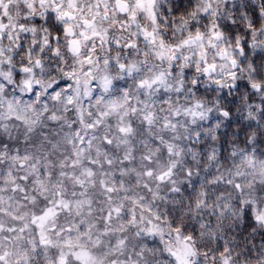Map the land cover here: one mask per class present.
<instances>
[{"label": "snow or ice", "instance_id": "obj_1", "mask_svg": "<svg viewBox=\"0 0 264 264\" xmlns=\"http://www.w3.org/2000/svg\"><path fill=\"white\" fill-rule=\"evenodd\" d=\"M22 2L31 16L20 20L9 12L6 0H0V40L18 41L15 49H0V161L5 162L0 164V264H137L132 256L124 261L107 260L117 250L124 254L128 242L116 234L130 228H137L136 234L145 239L151 236L163 242L169 264H198L193 259L197 248L187 226H173L174 236H166L163 218L149 208L146 219L143 196L132 192L126 183L133 174L137 183L142 175H152L151 154L144 156L148 165L143 173L132 167L131 148L118 159L109 155L114 134L124 144L136 135L137 114L149 126L156 116L147 100L134 99L127 90V77L135 76L136 65L119 63L125 78L114 82L107 73L100 74L101 63L107 67L111 60L99 55L98 49L119 47L131 52L136 47L131 39L123 44L111 40L110 23L118 25L121 32L136 27L142 39L155 43V32L135 22L138 16L158 22L156 0ZM191 3L188 0L189 6ZM29 34L32 47L26 49L22 36ZM218 36L212 31L210 39ZM195 39L203 37L197 33ZM160 54L168 61L176 59L174 53ZM64 55L72 58L68 66H64ZM201 63L205 75L214 72L215 65L209 64L206 56ZM164 84L162 73L139 82L148 95L152 89L163 93ZM244 86L264 91L255 82ZM113 89L115 98L106 95ZM89 101L102 107L93 111L94 104ZM65 114L73 119L67 120ZM164 126L168 128L167 121ZM158 142L169 153L175 148L163 137ZM168 174L161 172L159 179L165 180ZM97 186L101 200L90 194ZM143 187L151 191L147 182ZM234 188L239 191L240 183ZM243 203V214L252 226L264 225V201ZM220 247L222 264H231L229 248ZM98 249L106 251L100 255Z\"/></svg>", "mask_w": 264, "mask_h": 264}, {"label": "clouds", "instance_id": "obj_2", "mask_svg": "<svg viewBox=\"0 0 264 264\" xmlns=\"http://www.w3.org/2000/svg\"><path fill=\"white\" fill-rule=\"evenodd\" d=\"M6 2L14 17L23 20L25 15L31 16L22 0ZM155 8L156 24L144 16L135 22L155 32V43L142 39L136 27L121 32L118 25L110 23L111 40L123 44L131 39L136 47L131 52L119 47L98 49L99 55L111 60L107 67L101 63L100 74L107 73L114 82L125 78L119 63L136 65L135 76L127 77V90L134 99L147 100L156 116L149 126L137 114L136 135L124 144L114 134L109 155L118 159L131 148L135 160L132 167L143 173L148 165L144 156L151 154L152 175H142L137 183L133 174L126 183L132 192L143 196L146 219L149 208L163 218L166 236H174L173 226H187L197 248L193 259L198 264H222L221 245L229 248L231 264H264V225L253 227L243 214L244 201H264V91L244 86L255 82L264 87L260 78L264 76V0H192L190 6L188 0H156ZM212 31L219 36L210 39ZM197 33L202 40L195 39ZM22 39L26 49L32 47L31 34ZM17 43L0 40V49H15ZM161 52L174 53L176 59L168 61ZM205 56L215 65L209 75L204 74L201 63ZM63 58L64 66H68L72 58ZM158 73L164 76V92L152 89L148 95V89L142 90L139 82ZM217 79L222 84H216ZM235 84L239 86L229 87ZM115 92L113 89L106 95L115 98ZM89 103L94 104L93 111L102 107L95 101ZM193 112L200 115L194 118ZM225 112L228 116L223 115ZM161 137L175 145L171 153L158 142ZM161 172L169 173L163 181L159 179ZM144 182L151 191L143 187ZM236 183L241 185L239 191L234 188ZM90 194L94 200L102 199L98 186ZM123 203L125 208L129 206L127 201ZM100 206L97 217L102 215ZM137 230L117 233L127 240V249L124 254L117 250L107 260L124 261L132 256L137 264H169L165 244L155 237L138 236ZM96 251L102 255L106 249ZM140 252L142 256L136 255Z\"/></svg>", "mask_w": 264, "mask_h": 264}]
</instances>
